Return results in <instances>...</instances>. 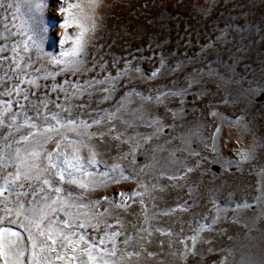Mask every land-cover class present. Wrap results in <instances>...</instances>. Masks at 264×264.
<instances>
[{"label": "rangeland", "instance_id": "1", "mask_svg": "<svg viewBox=\"0 0 264 264\" xmlns=\"http://www.w3.org/2000/svg\"><path fill=\"white\" fill-rule=\"evenodd\" d=\"M8 2L0 0V187L16 171L8 156H39L23 157L37 166L33 179L0 195V229L17 233L25 264L33 243V261L75 255L87 264L62 239L72 232L96 245L92 264H264V0H97L94 8L76 0L91 17L76 73L50 61L77 32L61 27L66 0H38L32 12L26 0ZM54 112L65 127L47 132ZM55 140L82 161L94 153L85 167L104 183L85 191L38 171ZM43 179L84 207L66 216L57 200L37 228L30 209L57 197ZM85 213L100 214L91 221L98 228L64 227ZM53 240L56 251H40Z\"/></svg>", "mask_w": 264, "mask_h": 264}, {"label": "snow or ice", "instance_id": "2", "mask_svg": "<svg viewBox=\"0 0 264 264\" xmlns=\"http://www.w3.org/2000/svg\"><path fill=\"white\" fill-rule=\"evenodd\" d=\"M87 2L89 8H94L96 6L97 0H87ZM26 4L29 12H32L33 10H38L40 7L38 0H26ZM20 7L21 6L19 4H16L15 11L19 12ZM7 8H13V4L11 3V0H9L7 4ZM72 9H79V11L73 13ZM60 11L64 13V19L61 22V27L64 29H68L71 25H74L77 29V32L75 33V36L71 38L72 40L71 47L62 51L58 57H54V58L50 57V61L54 65L61 66L60 70L62 72L76 73L80 70V64H81L80 57L83 54L85 50V46L87 44V41L85 39V34L89 31V26L85 23V21L91 19V17L88 15V13L85 12V10L81 7V5L76 2V0H66V6H61ZM91 26L93 28L95 27L94 21L92 22ZM38 35H39L38 26L35 24V22H33L31 28V36H29V39H31L33 43H36ZM64 38L65 39L68 38L67 32H65ZM61 42L63 43V40ZM153 75H155V73H153ZM53 87H55V85ZM105 99H107V97H105ZM57 107H59V105H57ZM51 118L54 121H56V123L55 125L48 126L46 128L47 132H59L60 129L65 127V125L62 123L63 118L61 117V114L59 112L52 113ZM0 123H2V121H0ZM67 123L69 125H74L73 128L70 129L71 131L75 132L80 128V125H75L74 121L71 118H68ZM96 123H98V121H96ZM83 127L86 130L88 126L83 125ZM35 135L36 134L32 132L28 134V136H35ZM60 135H61V139L63 140L67 139V136H65L63 133H61ZM28 136L21 137V139L28 140ZM52 140L53 137L49 135L43 140V143L47 144L49 141ZM54 142L56 144V147L53 148L52 151L48 154L47 165L43 169H38V171H43L44 173L47 174L48 177H52L54 174L55 177L61 181V183L67 182L69 185H74L77 188L83 189L85 191H87L90 187H94L97 184L104 183L103 179L94 177L85 167V163L90 165L94 162L93 160V157L95 155L94 153L90 154L85 162L82 161L81 156L77 155V151L79 149H74L72 153L69 155L65 149L61 148L60 140H55ZM75 143L80 144L82 142L76 141ZM84 146L87 147V145ZM54 155L57 157V159H53ZM61 155H63V159H59ZM24 156L35 158L39 156V152L33 149L30 152H25L21 154L20 150L17 149L16 154L14 156L11 155L8 156V159L15 164L16 171L14 173L7 172V174L4 176V182L7 185H9V188L0 187V195H2L6 191H9L10 188L13 185L19 183L21 179L26 181H30L31 179H33L32 169H36L37 166L34 163L31 166H27L23 159ZM0 159H3V153H0ZM35 178L40 179L38 175ZM121 178L127 179V177H123V176H121ZM109 179H114V177H109ZM42 183L45 186H49L50 190L54 191L57 194V197L52 200L51 204H41L38 208L30 209L31 216L29 217V222L35 223L37 228H40V221H42L46 216L49 215V209L51 210V212L58 211L57 208L52 206L57 202V200L60 201V207L65 210L66 216H71V209L73 207H84L83 204L74 205L72 203H68L67 201H65L60 195L63 191L62 187L60 185H56L54 188L52 187V185L54 184V180L43 179ZM21 187H23V185H21ZM33 195H35V193H33ZM69 195H72V193L69 192ZM81 198L82 197H78V199ZM23 208L24 205L20 204L19 207L17 208V215L21 214V210ZM11 210H12L11 208L8 209L9 212H11ZM99 215H100L99 213H92V214L85 213V216L88 217L87 221L81 220L78 224H76L75 222L70 223L69 220L65 219L63 221V224L65 228L79 227L83 229L89 226L93 228H98L100 221H97V223L95 224H92L91 221ZM36 217H38V219H36ZM39 234L40 236L44 235L43 229H40ZM5 236L8 237L7 241H5ZM16 236L17 233L11 231L10 229H0V264H25L24 259H22L25 256L24 249L16 241L12 239V237H16ZM48 237L49 239H52L51 226L49 228ZM30 239H31V234H30ZM62 239L67 241V245L71 246V250L73 253L79 250L82 254L88 256L87 264H92L93 256L91 255V251L96 247L95 244H90L89 241L85 239V236L83 234L78 235L75 232L63 236ZM80 242H83V245H87L88 247L87 248L83 247ZM55 243L56 241L53 240L52 247H49L47 245H41L40 251H47L49 253L56 251L54 247ZM101 243H103V239H101ZM32 247H33V252L29 256L28 264H41V261L39 259H35V261H33V257H39L40 252L36 251L35 243L32 244ZM113 254H114V250H113ZM62 258L63 257L61 255L56 256L57 260H60ZM43 264H49V262L45 260ZM67 264H76L75 255H73L71 259L68 260ZM80 264H84V261H80Z\"/></svg>", "mask_w": 264, "mask_h": 264}]
</instances>
